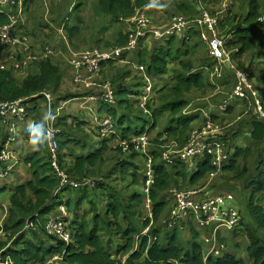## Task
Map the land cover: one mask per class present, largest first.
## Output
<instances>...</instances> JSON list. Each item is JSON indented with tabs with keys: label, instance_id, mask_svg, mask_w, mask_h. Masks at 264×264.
Masks as SVG:
<instances>
[{
	"label": "trees",
	"instance_id": "16d2710c",
	"mask_svg": "<svg viewBox=\"0 0 264 264\" xmlns=\"http://www.w3.org/2000/svg\"><path fill=\"white\" fill-rule=\"evenodd\" d=\"M31 1L23 0L24 7ZM95 1L96 12L106 15L116 24L133 17L152 0ZM247 1L249 3L247 14L230 19L229 30L225 29L221 34L225 36L228 33L232 34L230 46H239L233 61L239 68L246 70L249 78L255 82L249 67H244L241 56L247 50L256 49L260 53L264 49V0ZM176 5L181 11L177 14H181L182 11L191 17L194 16V12L195 16L199 14L198 11L196 13L195 1L179 0ZM79 6L80 4L77 8ZM9 22V15L0 13V27ZM65 29L69 38L79 31L78 26L72 25L69 21H66ZM201 33V29L192 28L183 38L172 36L155 43L147 42L133 54L139 57V63L147 67L152 77L170 74L169 83L157 91L154 102L149 105L150 113H144L138 108L136 100L127 99L128 93L121 87L120 82L124 73L112 81L116 92V105L103 102L106 113L111 115L116 123L118 136L114 139L121 141L133 139L144 133L157 132L158 126L159 128L160 125L163 126L154 139H151L154 182L150 186V192L147 193L145 190L147 160L145 165L142 164L140 167L132 163V159L142 154L133 148L130 149L133 150L131 153L124 152L122 148L118 149L123 153L121 161L125 162L122 166L123 171L131 168L132 172L127 180L129 186H132V191L126 192V188L107 186L104 178L99 181L94 178L98 176L106 162L103 152L107 148L106 142L110 141L108 139H101L102 145L87 155L75 154L73 163H66L65 153H61V159L70 176L82 182H89L88 186L78 189L67 188L56 193L60 182L50 164L48 147L45 148V153L40 150L26 157L33 178L14 189L9 216L3 225V230L7 232L6 240L0 241V251H4V255L9 256L14 264H46L48 259L57 255L68 264H165L171 260H178L182 264H245L244 260H237L228 254L205 258L193 222L188 223L190 237L187 241L183 239L184 222L175 226H170L168 222L174 205L171 193L174 187L197 191L196 188H202L204 184L199 186L200 183L209 175H219L222 183L211 185L202 192V198L226 194L223 192L217 194V190L214 189L217 186L223 191L226 188L242 191L239 182L246 180L253 166L258 170L262 168L263 163L264 122L259 120L252 110L246 111L248 100L235 98L231 101L237 108L234 104H228L224 115H229L228 119L237 118L236 125L223 127L224 129L213 137L233 151L222 169L216 168L209 154L188 160L176 158L173 163H168L162 158L165 145L176 142L182 147L194 129V114L184 113L189 106L186 96L191 93H205L214 87L208 73L211 72L216 60L209 53ZM118 36V42L116 40L113 42L115 45L103 48L124 45L127 42V33L120 32ZM112 62L114 61L107 64ZM39 67L40 74L29 75L22 80L13 76L14 70L0 68V99L23 98L26 99V103H30L45 90H58L62 80L61 67L51 59L40 61ZM229 74L227 77L234 76L233 72ZM258 82L264 83V75ZM258 82L256 80L257 86ZM261 95L264 101V92ZM117 105L124 106L127 112L118 115ZM136 107L141 114L133 116L130 113ZM210 115L217 123L223 122L219 114ZM206 120L207 117L200 125ZM244 134L250 140L246 147L236 142V138L243 137ZM59 143L62 149L64 142L59 139ZM111 165L113 171L114 166ZM258 180L259 182L252 183L251 196L244 197L246 204L240 224L244 226L248 235L247 251L253 264H264V207L254 201V195L264 189V171L259 174ZM98 188H101V191H97ZM195 196L196 200L202 199ZM149 198L152 202V213L151 216L142 219V210ZM85 203H88L90 208L89 206L83 208ZM62 205L68 212L67 220L72 234L70 242L63 241L47 230V224L58 215L52 212ZM31 223L32 226L28 228V224ZM147 228L149 230L144 233Z\"/></svg>",
	"mask_w": 264,
	"mask_h": 264
},
{
	"label": "crops",
	"instance_id": "0c3cea01",
	"mask_svg": "<svg viewBox=\"0 0 264 264\" xmlns=\"http://www.w3.org/2000/svg\"><path fill=\"white\" fill-rule=\"evenodd\" d=\"M177 1L179 0H152L144 9L154 8L153 11L147 10L151 16L153 25L165 26L169 23L172 15L181 12L176 5ZM184 1H195L196 13L197 11L200 13L202 8H205L211 13H218V11L221 12L222 10L221 13L223 17L219 28L222 32L225 31V29L229 30L230 25L228 21L230 19L239 17L242 14L246 15L249 10V3L247 0H182V2ZM79 4L81 5L77 8ZM88 6L89 0H32L27 7L22 5L15 6L12 0H4L0 3V13L9 15L10 23L14 25V35L16 37H22L24 35L29 37L27 43L17 39L16 44L6 46L0 54L2 63L11 66L13 63L10 59L11 55L23 53L26 47L33 53L41 56L43 54V47L49 44L55 45L56 50L54 55L46 59H51V61L58 64L62 70V80L58 90H45L41 96L27 103L31 110L30 114L23 120H19L15 123V127L17 126L15 134H11L8 128L0 123V151L5 148L9 150L12 157L18 160L17 165L10 170L5 177L2 176L4 169L0 166V189L2 190V192H0V241L6 240L7 232L3 230V225L9 216V208L12 196L14 195V189L33 178L30 171V164L26 162L25 158L40 150L45 153V148L47 146L44 138L43 124L48 117H56V125L60 130L59 139L64 142L62 150L66 156V163H73L75 154L87 155L102 145V140L97 136L96 120L107 113L103 107V101L97 98H91V96L100 95L101 87L96 85L91 88H86L74 83L70 60L76 52L91 48L95 44H103L109 40H116V42H118V35H120V32L128 34L132 25L130 21H128L129 18L124 19L122 27L120 23H116V29H114V32H116L115 35L111 32L108 36H103L102 33L104 34V31L108 30L112 25L110 24V19H108L106 15L99 13L104 16L100 17L99 23L96 26H92L85 12L82 13L83 8L86 11ZM94 6L96 8V4H94ZM73 11H76L74 13L75 15H71ZM182 14L187 18H193L196 15L194 12V16L191 17L183 11ZM77 16H81L82 20ZM84 19L87 22L90 21L91 28L89 30L84 29ZM66 21H69L72 25H77L79 29L77 34L71 38L68 37V33L65 29ZM107 23L108 25H106ZM195 28L201 29L202 31L204 30L202 26H196ZM228 34L231 36V40L233 36L231 33ZM229 48L234 50V54L235 50H237V52L239 51V46H230V43ZM23 56L24 55H18V57L21 58ZM42 60H45V58L39 57L37 61H31L29 65L24 66L21 70L14 71L13 76L22 80L29 75L40 74L39 62ZM130 60V63L120 61L103 65L101 72L93 80L97 84H101L107 80L114 82L119 74L124 73L123 78L120 80L122 83L121 87L127 91V99L130 101L135 99L137 106L139 104L141 90L143 89V76L137 69V66L140 64L139 57L132 56ZM241 61L244 67H249L250 72L254 75L255 83L256 80L257 82L262 80L264 75V49L260 53H258L256 49L247 50L242 54ZM119 69L123 71H119ZM232 72L231 65H223L221 76L212 77V72L208 73L212 78L213 89L205 93H191L186 96L189 100V106L184 113L188 115L194 114V129L200 127L203 119L211 116L210 113L220 115L223 122L219 121V124L222 129L236 125L237 118L228 119L227 117L229 115H224L227 107L226 109L221 108L225 102H229V105H235V103L231 101L232 98L230 95L233 91L236 78L234 77L235 75L227 77L230 75L229 73ZM169 78L170 74L153 77L156 93L169 83ZM257 88L264 92V83H259ZM48 98H51V101ZM116 108L118 109V115L127 112L124 106L119 107L117 105ZM235 111L237 112L238 109H235ZM225 116L226 118H224ZM156 134L157 132L155 131L148 134L150 140L151 138L154 139ZM120 141V139H114L106 142L107 148L103 152V157L106 159V162L102 167L103 169H100L98 176L94 178H97L98 181L104 178L107 186H113L117 189L126 188V192H129L132 191V186H129L128 176L131 175L132 171L131 168H128L127 171H123L122 166L125 163L121 162L123 153L118 149L122 148L124 152L126 151L123 149V146H121ZM249 141V138L245 134L243 137L236 138V142L245 147L250 144ZM133 150L142 153L139 157H135L131 160L136 166L140 167L142 164L145 165V161H148L150 158L153 160L151 154L152 149H150V147L145 150V152L135 148H133ZM133 150H130L129 153ZM262 157V168L257 170L256 167L253 166L246 176V180L239 182L242 191L226 188L227 191L225 193H232L235 195V199L230 203V206L239 210L241 215L243 214V208L246 202L244 204V202L239 201L240 206H238V204H235V200H242L245 195L247 197L249 195L251 196L252 183L259 182V174L264 171V154ZM111 164L114 166L113 171L111 170L113 168ZM216 176L219 175H209L205 181L200 183L199 186L203 184L204 186L202 188H196L198 193L195 197L197 199L202 198V192L210 187L208 184H210L211 179ZM221 183L222 179L214 181L211 185L216 186ZM100 184L103 185V183ZM206 184L208 185L207 187H205ZM216 190H218V188ZM97 191H101V188H98ZM75 192L76 190H74V193ZM147 200L144 210H142V219L151 216L152 213L151 207L149 208L147 206L149 203ZM254 201L264 207V189L254 195ZM151 203L150 200V206ZM88 206V203H85L83 208H87ZM61 207L62 206L54 210L52 214H62ZM181 222H184V224H182L184 226L183 231H185L188 238L190 237V229H188V226L190 222L194 223L195 229L199 234V243L205 258L222 257L228 254L237 260H244L245 264H253L247 251L248 235L242 224L237 228L230 229L226 226H217V223L208 226H199L192 218L184 219ZM61 259V257H52L48 259V263L68 264ZM165 264L182 263L176 260L172 263Z\"/></svg>",
	"mask_w": 264,
	"mask_h": 264
},
{
	"label": "built area",
	"instance_id": "2783aa9c",
	"mask_svg": "<svg viewBox=\"0 0 264 264\" xmlns=\"http://www.w3.org/2000/svg\"><path fill=\"white\" fill-rule=\"evenodd\" d=\"M4 0H0L2 3ZM15 6L22 5L23 0H12ZM222 12V10H221ZM211 13L205 8L201 9L199 15L193 18H187L184 15L176 14L171 17L169 23L165 26H155L151 21V16L146 9H141L128 19L132 28L128 33L127 42L124 45L113 46L110 48L91 47L76 52L71 60L70 66L72 69L74 83L91 88L99 85L101 87L100 95L91 96L92 99L97 98L107 104H116V92L111 81L107 80L101 84H97L93 79L99 75L103 65L114 62L130 63L131 56L136 53L147 42L155 43L172 36L183 38L187 35L189 29L196 26H202L204 30L201 33L203 41L207 43L209 53L217 60V63L211 69L212 77L221 76L223 72V65L229 64L232 66L236 81L233 91L230 95L235 99H246L248 105L246 111L252 110L253 114L264 122V101L262 99V91H260L256 83L249 78L248 72L239 68L233 61L234 50L229 48L230 35L221 34L219 23L222 20L223 14ZM24 43L29 41V37L24 35L16 37L14 35V25L10 22L0 27V54L1 51L9 45L16 44V40ZM55 45H45L43 47V54L39 56L29 50L28 47L24 49L22 58L18 55H11L12 65L8 66L2 63L0 59V68L6 70L19 71L24 66L29 65L31 61H37L39 57L48 58L54 55ZM237 50H235V53ZM138 71L143 76V89L139 97V107L144 113H150L149 105L154 102L156 90L154 87L153 77L148 73L145 65L139 64ZM51 101V98H48ZM229 102H225L221 108L226 109ZM30 114L29 106L26 99L20 98L16 100H2L0 99V123L5 125L11 134H15V123L23 120ZM222 128L212 117L208 116L207 120L198 128L192 130L189 139L185 145L180 147L176 142L165 145L162 151V158L168 163H173L176 158L179 160L193 159L205 154L212 157V162L217 169H222L225 163L230 159L233 151L229 150L225 143L214 140L213 137ZM96 131L99 139L114 140L118 136L116 123L113 117L105 114L96 120ZM43 132L45 142L49 150L50 164L59 179V187L56 193H59L67 188L78 189L83 186H88L89 182H82L73 179L68 173L64 162L61 159L59 143V128L56 125V117H48L43 124ZM123 149L128 152L133 147L139 151L145 152L150 145L151 140L147 133L136 136L133 139L120 141ZM18 163V160L12 157L9 150L3 148L0 151V166L4 171L2 176L8 175ZM147 181L146 192H150V186L154 182L153 160L150 158L147 161ZM171 193L174 197V205L169 214L168 222L170 226H175L184 219L192 218L199 226H208L217 223V226H226L230 229L240 226L241 213L239 210L230 206L234 201L235 195L226 193L224 195H216L203 197L201 200L194 198L197 191L195 190H181L173 188ZM148 207L150 208V198L148 199ZM62 214L56 215L47 224L49 233L59 237L65 242L72 240V234L67 220L68 212L66 207L62 205ZM32 226L28 224V228ZM147 228L144 233H147ZM60 256H55L58 258ZM176 260H171L167 263H172ZM0 264H14L9 256L4 255V251H0ZM46 264H49L48 262Z\"/></svg>",
	"mask_w": 264,
	"mask_h": 264
},
{
	"label": "rangeland",
	"instance_id": "374dc122",
	"mask_svg": "<svg viewBox=\"0 0 264 264\" xmlns=\"http://www.w3.org/2000/svg\"><path fill=\"white\" fill-rule=\"evenodd\" d=\"M94 4H96V1L95 0H89V6H88V9L85 11V9L83 8V10H82V13H84L85 12V14L87 15V17H88V19L91 21V25L92 26H96L98 23H99V20H100V17H102V16H104V15H100L99 13H97L96 12V8H95V6H94ZM81 5V4H80ZM94 7V8H93ZM76 11H73L72 13H71V15H75L74 13H75ZM78 15V14H77ZM100 15V16H99ZM181 15H183L182 13H181ZM80 20H82V18H81V16H77ZM107 17V16H106ZM108 19H110L109 17H107ZM85 21V22H84ZM84 29H86V30H89L90 28H91V25H90V21L89 22H87L85 19H84ZM108 23H109V21H108ZM108 23L106 24V25H108ZM122 23L123 22H121L120 23V25H121V27H122ZM110 24H112L111 26H110V28L108 29V30H105L104 31V34L102 33V35L103 36H108L111 32H113L112 34H116V32H114V29H116V24L115 23H112L111 22V20H110ZM105 25V26H106ZM109 39H111V38H109ZM114 41H112V40H109V41H107V42H105V43H103V44H95L94 46H97V47H101V48H103V47H107V46H111V45H115L116 43H113ZM108 44V45H107ZM134 101H135V99H134ZM138 108H140L139 107V104H138V106H137ZM137 107L136 108H133V111H132V113H130L131 115H133V116H137V115H140L141 114V112L137 109ZM31 117H32V115H31ZM162 125H160V128H159V126H158V129H156V131L158 132L159 130H161L162 129ZM151 137V136H150ZM152 139V138H151ZM101 140V139H100ZM179 144V143H178ZM151 146H152V144H151ZM150 146V147H151ZM221 174L223 175V173L221 172ZM221 179V176H216V177H214L213 179H211V181H210V184H208L209 186H211V183H213L214 181H216V180H220ZM210 180V179H209ZM208 180V181H209ZM207 185V186H208ZM175 188V187H174ZM218 188V190L216 191V193L217 194H219L220 192H223V193H225L226 192V190L225 191H223V190H221V189H219V186H217L216 188H214V189H217ZM220 188H223L222 186H220ZM239 201H241V202H244V204H245V202H246V199H242V200H238V199H236L235 200V204L237 205L238 204V206H240V202ZM171 206V205H170ZM169 210H170V207H169ZM146 212L148 213V211L146 210ZM184 228V226H182V229ZM183 239H184V241H187L189 238H188V236L186 235V233H185V231H183Z\"/></svg>",
	"mask_w": 264,
	"mask_h": 264
}]
</instances>
